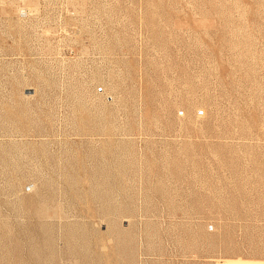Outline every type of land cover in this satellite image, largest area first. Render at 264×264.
Instances as JSON below:
<instances>
[{
  "label": "rangeland",
  "instance_id": "rangeland-1",
  "mask_svg": "<svg viewBox=\"0 0 264 264\" xmlns=\"http://www.w3.org/2000/svg\"><path fill=\"white\" fill-rule=\"evenodd\" d=\"M0 264H264V0H0Z\"/></svg>",
  "mask_w": 264,
  "mask_h": 264
}]
</instances>
